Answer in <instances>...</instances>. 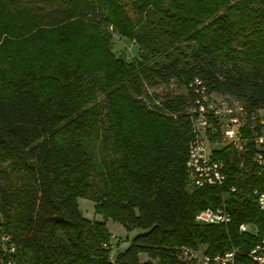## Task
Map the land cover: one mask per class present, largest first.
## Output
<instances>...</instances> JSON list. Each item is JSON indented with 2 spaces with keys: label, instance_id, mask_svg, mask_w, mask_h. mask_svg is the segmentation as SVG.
Listing matches in <instances>:
<instances>
[{
  "label": "trees",
  "instance_id": "16d2710c",
  "mask_svg": "<svg viewBox=\"0 0 264 264\" xmlns=\"http://www.w3.org/2000/svg\"><path fill=\"white\" fill-rule=\"evenodd\" d=\"M101 24L134 41L138 58L115 56ZM170 81L182 91L147 104L148 89ZM196 88L246 111L244 149H212L221 186L189 181ZM260 109L264 0H0V264H182L183 245L247 251L264 233L253 195L264 192ZM91 138L115 157L97 158ZM78 197L142 231L111 260L105 222L84 217ZM221 206L229 223L195 220Z\"/></svg>",
  "mask_w": 264,
  "mask_h": 264
},
{
  "label": "built area",
  "instance_id": "2783aa9c",
  "mask_svg": "<svg viewBox=\"0 0 264 264\" xmlns=\"http://www.w3.org/2000/svg\"><path fill=\"white\" fill-rule=\"evenodd\" d=\"M196 81H200L195 79ZM199 96L192 113V128L194 137L188 145L187 168L190 183L196 187L221 186L225 181L222 162L212 157V149L205 141L207 132L220 133V138L231 143L238 151L244 149L240 129L246 120V111L243 105H231L229 100L215 102L211 94L204 92V88H196ZM211 119L216 120V125ZM258 147L264 143V136L255 138ZM254 161L264 165V158L257 153ZM234 190V188H231ZM258 208L264 212V192L253 190ZM231 214L225 207H207L199 210L195 220L203 224H227L231 221ZM241 232L251 231L248 224H240ZM7 240L8 238H1ZM182 264H264V233L257 242L243 252L237 247H231L223 252L205 253L187 246L180 247Z\"/></svg>",
  "mask_w": 264,
  "mask_h": 264
},
{
  "label": "rangeland",
  "instance_id": "374dc122",
  "mask_svg": "<svg viewBox=\"0 0 264 264\" xmlns=\"http://www.w3.org/2000/svg\"><path fill=\"white\" fill-rule=\"evenodd\" d=\"M260 1L263 0H231V3L235 4L238 2H244L257 4ZM124 6L127 10H129V3L124 4ZM101 27H103V29H105L111 34V50L115 54V56H124L128 62H131L134 59L138 58L139 47L134 41L118 35L113 31V28L111 26H105L104 24H101ZM180 91H182V89L178 87L175 81H170L169 83L162 84L156 88H149L148 94L150 97L148 99L147 104H157L159 102L158 99H155V95H157L159 98H165L167 96H170L171 94H175ZM95 94L97 96L96 102L99 103L103 97L99 92H96ZM232 98L233 97L231 96L218 93L211 94V99L215 102H219L221 100H229ZM93 103L94 101H92V104ZM230 104L241 105V103L236 100H230ZM256 116H258L262 121H264V109H260ZM204 139L206 141L207 146L211 149L227 144V142L223 139H220L216 142H211L208 135L205 136ZM90 147L95 151V156L97 158L108 156V158L112 159L115 157L113 147H111V145L103 143V140H100L98 138H91ZM77 204L80 212L84 217L105 222V227L109 232L111 239L109 242H107V244L104 245L106 246V248L109 249L108 256L111 260L114 259V256L117 253L123 251L130 244L131 239L136 234L142 231L140 228L136 227L128 228L122 223L112 220L110 218L104 219L103 216L94 212V202L89 198L78 197ZM198 250L203 251V247L198 248ZM139 257L143 260L146 258V255L141 253Z\"/></svg>",
  "mask_w": 264,
  "mask_h": 264
}]
</instances>
